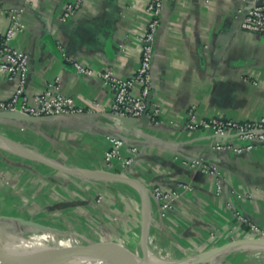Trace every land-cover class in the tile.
<instances>
[{"label": "crops", "instance_id": "0c3cea01", "mask_svg": "<svg viewBox=\"0 0 264 264\" xmlns=\"http://www.w3.org/2000/svg\"><path fill=\"white\" fill-rule=\"evenodd\" d=\"M76 1L0 0V33L10 26L15 12L24 25L12 46L27 58V98L57 87L87 112L32 125L14 122L29 137L31 146L22 145L44 151L42 155L64 167L85 170L104 167L110 137L122 139L124 157L128 148H137L131 177L149 190L158 187L174 194L166 211L153 198L147 205L146 244L156 255L152 243L157 251L177 257L185 245L206 247L210 235L225 242L248 237L249 223L264 232V144L245 153L216 150L217 140L209 132L186 130L191 116L236 122L264 117V37L240 28V15L255 0H165L151 43L150 110L160 112L156 123L131 130L110 118V88L96 77L76 74L72 64L93 73L111 70L123 79L133 76L150 19L145 11L148 0H86L61 22L64 7ZM256 3L264 5V0ZM15 88L14 80L0 74V100ZM14 156L8 151L0 156V169H13L6 180L16 181L15 190L0 181V218L10 213L13 200L22 207H36L50 199L33 176L49 168ZM192 161L201 165L190 167ZM55 174L60 181L73 180ZM88 183L74 181L72 189L79 188L80 195L68 206L80 208L76 212L91 219L94 214L85 199L92 195ZM113 186L116 190L103 204L102 219L92 218L101 225L100 239L121 244V239H129V247H139L144 220L140 196L129 185Z\"/></svg>", "mask_w": 264, "mask_h": 264}, {"label": "built area", "instance_id": "2783aa9c", "mask_svg": "<svg viewBox=\"0 0 264 264\" xmlns=\"http://www.w3.org/2000/svg\"><path fill=\"white\" fill-rule=\"evenodd\" d=\"M86 0H77L73 4H68L62 10L61 22L70 19L75 11ZM165 0H148L146 13L150 19L146 25L145 33L141 41L139 52V65L133 76L127 79L118 78L111 70L93 73L84 66L73 63V68L78 75L96 77L112 91V102L109 106V116L116 126H121L122 118L139 120L146 112V100L149 96L153 83L151 76L152 49L151 43L153 35L160 23ZM245 14L240 28L245 33L264 37V5L255 6ZM24 25L21 22L20 13L11 15L10 26L4 33H0V74L9 80L16 82L14 92L0 100L1 113H18L25 117H54L81 115L87 113L75 106L73 99L66 97L57 87L47 88L43 92L32 97L31 100L25 95V86L28 74V63L26 55L12 46V41L23 31ZM135 86H139V91H135ZM94 107H97L94 105ZM159 109H153L146 113L149 122L156 123ZM188 131L209 132L216 140V150L228 149L234 153H245L252 151L256 145L264 144V117L257 121L236 122L227 119L209 118L204 120L191 121L186 126ZM125 147L122 139L117 137L109 138V145L104 154V160L111 163L114 160H122L126 166L134 163L138 155L135 147L126 150L127 156L122 155ZM199 161H192L190 167H199ZM204 172L215 173V169H203ZM183 189L188 187L183 186ZM220 189L218 183V190ZM157 191V189H156ZM156 200L161 202L160 209L166 211L169 202L174 197L173 193L156 194ZM232 208L231 205H229ZM234 215L240 221L242 217L238 212ZM248 229L259 238H264V232L256 225L249 223Z\"/></svg>", "mask_w": 264, "mask_h": 264}, {"label": "rangeland", "instance_id": "374dc122", "mask_svg": "<svg viewBox=\"0 0 264 264\" xmlns=\"http://www.w3.org/2000/svg\"><path fill=\"white\" fill-rule=\"evenodd\" d=\"M0 135L6 137L8 140L19 145L20 147L24 146L22 144H26L25 146H27L30 143V142L28 143L29 137L26 134H24V129H22L12 121L10 122L0 119ZM25 146L22 148L30 151L31 153L37 155L38 157L44 159L45 161L55 163L54 158L49 159L44 155H42L44 151H38L39 149H37L38 151L37 152ZM4 154H6V151L0 148V156ZM16 156L21 157L19 155ZM21 158H24L25 161L28 160L32 163H36L37 165L40 166V168L43 167L49 168L48 170L47 169L37 170L38 171L37 175H33V176H36L35 182L38 183V187L41 189L42 193L45 194L46 197L50 199L49 200L46 199L45 204H43L42 206H36V207H32L29 205L22 207L19 206L15 200H13L14 205H11L9 211L10 213L6 216V218L5 217L0 218V224H11L13 228H15L16 230L18 228L19 232L21 231L25 233L27 232V229H29L28 226L24 225L27 229L23 225L22 226L24 228H21V225L18 224V222L22 223L24 221H27L48 228L50 230L48 233H54L60 238H64V239L73 238L76 241H80L84 243L86 246H88L89 244H95V245L101 244L102 243V240L100 239V236L102 235L101 225L100 223H96V221L92 218L96 217L97 219L100 220L102 219L103 216L101 213L104 209L103 204L106 202L107 198L113 195V193L116 190L115 188H113L114 183H123L134 188L133 185L124 182L112 181L109 179H87L81 175L60 172L66 175L67 177L72 178L78 184L89 182L88 187L91 189L90 191H92V195H90L85 199H87L89 208L94 214V217L93 215L90 216L92 217L91 220L89 218V215H87V213L82 217L79 214V212H76L77 210L80 211V208H77L75 206L73 207L68 206L70 201H74L75 199L77 200L78 194L80 195L79 188L74 187V189H72L71 185L72 184L75 185L73 180L72 182L69 179H66L65 181H60L57 177H55L56 175L55 173L58 171L46 166L43 163L32 160L30 158H26V157H21ZM62 162L63 160H61V163ZM103 164H104L103 168L92 169V170L80 169L74 166L71 168L68 167L65 168L71 171L82 170L85 173L86 172L100 173L101 175H105L106 177L108 175H118L129 179H135L131 177L129 172L130 168L134 165V163L130 166H126L122 160H114L111 163H107L105 162L103 155ZM13 167H15V165ZM9 171L11 172L13 171V169H0V181H3V183H5L6 185L8 184L10 188H13L15 190L16 189L15 178L14 180H9V182L6 180L7 177L6 173ZM13 176L14 175H11V177ZM217 178H218L217 180H219L218 174H217ZM29 182H32V178L29 180ZM143 186L148 191L150 198H153L157 202L159 201L156 200V196H157L156 194L166 193V191L158 187L149 190L145 185ZM120 191L122 194H124L123 189H121ZM217 191H219L218 185H217ZM101 224H103V222H101ZM29 231L36 232L35 229H29ZM248 239L264 240V238H259L254 233H251V235H249L248 237L233 238L227 242L214 239V237L210 235L208 238L209 244L206 247L199 248L196 246L189 247L185 245L182 249L183 252H180L177 257L157 251V249L154 248L157 245L154 243H152V247L154 252L157 253L158 257L165 260H169L171 262H176L178 264H182L188 259L198 258L200 256H205V258L201 260V262L198 264H256V263L264 264V252H258V251L236 252V249L238 247L262 244L264 243V241L245 243L240 246L238 245L230 249H227L225 251H222L217 255L212 254V252H214L215 250L221 247H224L225 245L234 243L236 241L248 240ZM121 240H122V244L118 243L119 241L114 243L124 246L128 251H130L127 252L128 254L142 260L141 259L142 255L139 247L136 248L129 247L130 246L129 239H121ZM149 248L151 247L149 246ZM116 255L103 254L100 255V257L103 260L107 259L108 261L107 263H111V264H132V263L140 262V260L139 261L137 260L133 261L132 259L129 260L127 257L123 255H121V257H116Z\"/></svg>", "mask_w": 264, "mask_h": 264}, {"label": "bare ground", "instance_id": "6f19581e", "mask_svg": "<svg viewBox=\"0 0 264 264\" xmlns=\"http://www.w3.org/2000/svg\"><path fill=\"white\" fill-rule=\"evenodd\" d=\"M0 148L14 155H19L22 157L28 156V153H26L22 148L9 142H2L0 140ZM87 175L91 178H106L105 175H99L96 173H87ZM133 187L136 189L140 196L142 202V213L144 215L147 208V198L142 189L135 186ZM11 229H14L11 224H0V245H2V247H0V264L8 260L7 257L14 259H28L32 261H40L47 264H111L107 263V259H101L100 255L103 254H117L116 257H121V255H123L129 260H140L137 257L128 254L127 252L118 253L109 249H98L96 250V252L91 254H83L66 258V255L71 251L81 249L87 246L84 243L76 241L73 238H60L54 233L37 231L33 232L29 231V229H27V232L25 233L21 231L19 232V230H17V232L13 230V233ZM237 251L264 252V243L252 246L238 247L236 249V252ZM147 255V263H142V261L140 260V262L132 264H178L176 262H171L169 260L162 259L149 250L147 252ZM204 258L205 256H200L198 258L188 259L182 264H189L194 261H201Z\"/></svg>", "mask_w": 264, "mask_h": 264}, {"label": "water", "instance_id": "95a60500", "mask_svg": "<svg viewBox=\"0 0 264 264\" xmlns=\"http://www.w3.org/2000/svg\"><path fill=\"white\" fill-rule=\"evenodd\" d=\"M255 6H263V5L261 3H256ZM249 10L242 12V14L240 15L241 20L244 19L245 14ZM151 98H152V94H149V96L147 97V100H146V112L139 120L131 119V118H122L121 119V124H122V126L125 129H128V130L136 129L139 126L145 127V126H147L149 124V119H148L146 113L150 109ZM82 115H85V114L30 118V117H25L23 115H20L18 113H1L0 112V119L1 120H6V121H12V122H16V123H25V124L32 125V124L43 122V121H54V120H59L60 118L77 117V116H82ZM0 140L1 141H5V142H9L11 144H15V143L11 142L10 140H8L6 137H3L1 135H0ZM15 145L19 146L17 144H15ZM22 149H24V148H22ZM24 151L26 153H28V156L26 158H30V159L35 160L37 162L43 163L46 166H48V167H50V168H52V169H54V170H56L58 172L69 173V174L73 173V174H76V175H81V176H83V177H85L87 179H98V178L89 177L87 175L88 172L85 173L82 170L71 171V170L66 169L65 167H63L61 165H58V164H55V163H52V162H49V161H45L44 159L38 157L37 155H34L33 153H31L30 151H28L26 149H24ZM96 174L101 175L100 173H96ZM105 179L128 183V184H131V185H133L135 187H138V188L142 189V191L144 192V194H145V196L147 198V205H148V202L150 200V196H149L148 191L146 190V188L138 180L129 179V178L118 176V175H108ZM147 205H146V207H147ZM146 212H147V208H146V211H145V213L143 215V218H144V220H143V229H142V233H141V237H140V245H139L140 251H141V255H142V257H141L142 263H147V261H148V255H147L148 248H147V244H146V241H147L146 225L147 224H145L146 223V219H147L145 217L146 216ZM22 223L24 225H27L28 227H30L32 229H35L38 232H49L50 231L48 228L40 226V225H37V224L32 223V222L24 221ZM260 241H264V240H256V239H250L249 240L248 239V240L236 241L234 243L225 245L224 247H221V248L215 250L214 252H212V254L213 255H217V254H219L222 251H225L227 249H230V248L238 246V245L240 246V245L245 244V243L260 242ZM0 247H2V245H0ZM98 249H109V250L116 251L118 253L130 252L124 246H122L120 244H117V243H114V242H111V241H102L101 244H98V245L89 244L87 247H83L81 249H77V250L71 251L68 254L66 253L67 254L66 258H70V257H73V256H78V255H83V254H91V253L96 252V250H98ZM7 258H8V260L4 261L3 264H47V263H44V262L32 261V260H28V259H14V258H10V257H7ZM200 262L201 261H194V262H191L189 264H198Z\"/></svg>", "mask_w": 264, "mask_h": 264}]
</instances>
